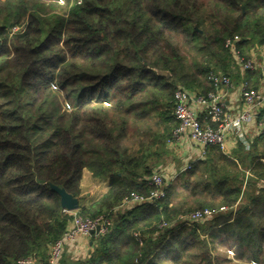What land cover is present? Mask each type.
I'll list each match as a JSON object with an SVG mask.
<instances>
[{"label": "trees", "instance_id": "trees-1", "mask_svg": "<svg viewBox=\"0 0 264 264\" xmlns=\"http://www.w3.org/2000/svg\"><path fill=\"white\" fill-rule=\"evenodd\" d=\"M236 36L247 56L264 44V0H0V264L48 263L73 219L50 182L80 197L85 169L111 187L79 214L113 224L87 258L60 264H223L225 240L244 264H264V134L231 155L210 147L182 187L119 208L155 188L178 87L206 94L210 72L259 87L261 72L242 73L226 46ZM237 205L203 224L179 221Z\"/></svg>", "mask_w": 264, "mask_h": 264}, {"label": "built area", "instance_id": "built-area-1", "mask_svg": "<svg viewBox=\"0 0 264 264\" xmlns=\"http://www.w3.org/2000/svg\"><path fill=\"white\" fill-rule=\"evenodd\" d=\"M239 41L236 36L226 42L235 65L242 73L258 70L264 73V44L254 46L249 57L242 53ZM261 53L262 59L258 62L256 59ZM208 80L213 88L206 94L183 87H178L174 94V116L178 124L167 145L176 151L189 144L200 151L196 160L185 163L182 172L192 170L196 162L207 156L208 149L212 146L219 147L227 154L240 143L249 150L252 141L264 134V87L250 88L248 83L244 82L239 89L232 77L223 72H210ZM237 95L239 99L235 101ZM171 177L172 174L167 175L161 171L154 173L151 184L155 188L150 195L132 193L124 199L119 208H132L138 204L165 198L169 186L167 179ZM260 187H264V182H261ZM232 209H235V206L206 207L182 216L179 221L187 225L200 224ZM67 212L73 215L71 226L51 245L47 264H60L63 253L68 247L74 246L79 235L99 237L106 234L113 224V217L110 216L101 215L91 219L83 217L78 210ZM171 226L164 222L160 228L162 230ZM134 235L142 245L144 236L138 232ZM17 264L44 263L36 256H29L19 259Z\"/></svg>", "mask_w": 264, "mask_h": 264}, {"label": "crops", "instance_id": "crops-1", "mask_svg": "<svg viewBox=\"0 0 264 264\" xmlns=\"http://www.w3.org/2000/svg\"><path fill=\"white\" fill-rule=\"evenodd\" d=\"M260 55H263V54L261 53ZM253 81H254V79H253ZM244 82H247L248 85L250 84L249 81L246 80L245 78L241 79V81L239 83H237V86L239 89ZM259 83H260L259 88H263L264 87V73L263 72H261ZM239 89H238V93L240 92ZM238 99L239 98L237 95L236 98H234V100L238 101ZM167 149H168V151L172 150V148L170 149V147H168V145H167ZM199 152L200 151L197 150V148H193L189 144H185V146L183 145V147L178 150V153L180 155L176 156V157H178L180 159L183 158V162L185 164L187 162H191V161L196 160L197 157L199 156ZM175 169L176 168H175L174 164H171L170 166L163 165L161 167L160 171L167 173V175L172 174L171 180H173L177 177V175L179 176V172H177ZM84 182H87V184L89 182L90 186H88L89 191L86 192V197H84L83 194L80 195V197H79L81 206H88L89 207L90 205H92L93 203L98 201L105 193H107L111 187V182H110L109 178L94 177L93 174L87 169H85L83 172L82 188L84 187ZM123 209L124 208H122L121 210L123 211ZM237 209H238V205L235 206L234 210L236 211ZM203 223H205V222H203ZM203 223H200V224H203ZM92 245L93 244H92L90 237H86L84 235H79L74 246L68 247L65 250V252L63 253L62 259H63L64 255H67V256H70V258H72L74 260H84L85 258H87V256L92 251ZM225 256L227 259H230L231 261H233L236 264H244V261H242V259L239 258L237 247L234 244H231V248H228V254H226ZM245 260H247V259H245ZM258 262L253 261L251 263V261H250L249 264H258Z\"/></svg>", "mask_w": 264, "mask_h": 264}, {"label": "rangeland", "instance_id": "rangeland-1", "mask_svg": "<svg viewBox=\"0 0 264 264\" xmlns=\"http://www.w3.org/2000/svg\"><path fill=\"white\" fill-rule=\"evenodd\" d=\"M252 49L250 50V54H249V57H251V55H252ZM247 56V55H246ZM261 59H262V56L261 55H258L257 56V61L258 62H260L261 61ZM259 71V70H258ZM259 72H261V71H259ZM254 82H256V78L254 79ZM260 84V83H259ZM236 85H237V83H236ZM249 87H250V85H248ZM252 86V85H251ZM250 88H252V87H250ZM254 88V87H253ZM259 88V87H258ZM66 103V102H65ZM65 108H69V107H67L66 106V104H65ZM177 151V152H176ZM174 150V149H172L171 151L169 150V156H168V158H167V161H166V163H164V165L166 166V165H168V166H170L171 164H174V166H175V168H176V171L177 172H179V176L177 175V177L175 178V179H173V180H170L171 178H168L167 179V185H169V182L170 181H172L171 183L173 184H176L178 187H182L183 186V184L185 183V179L183 178V176L181 175V174H183V172L181 171V169H182V167L185 165L184 164V162H183V158H178V157H176V156H179L180 154L178 153V149L177 150ZM233 152V150L231 151V152H229V155H231V153ZM175 154V155H174ZM191 171V170H190ZM184 172H186V171H184ZM189 172V171H188ZM88 186H90V183L88 182V184H87V182H84V187L82 188V184H81V188H82V193H81V195L83 194L84 195V197H86V192L87 191H89V188H88ZM224 212H227V211H224ZM224 212H222V213H224ZM115 218V217H114ZM206 223V222H205ZM225 244H226V240L224 241V242H219L218 243V250H217V254H219V256H218V258L220 259V261H224L225 260V255L226 254H228V248L227 247H224L225 246ZM223 264H236V263H234L233 261L232 262H228V263H226V262H224Z\"/></svg>", "mask_w": 264, "mask_h": 264}, {"label": "water", "instance_id": "water-1", "mask_svg": "<svg viewBox=\"0 0 264 264\" xmlns=\"http://www.w3.org/2000/svg\"><path fill=\"white\" fill-rule=\"evenodd\" d=\"M158 73L161 75L167 76V77L170 76L169 71L158 70ZM50 186L54 191H56L60 195L61 205L64 208V210L77 211L80 209V198L79 197L74 196L73 194L68 192L64 187H60L51 182H50ZM97 230H99V228Z\"/></svg>", "mask_w": 264, "mask_h": 264}, {"label": "bare ground", "instance_id": "bare-ground-1", "mask_svg": "<svg viewBox=\"0 0 264 264\" xmlns=\"http://www.w3.org/2000/svg\"><path fill=\"white\" fill-rule=\"evenodd\" d=\"M234 210V209H233Z\"/></svg>", "mask_w": 264, "mask_h": 264}]
</instances>
